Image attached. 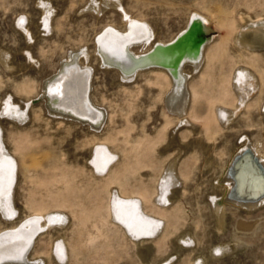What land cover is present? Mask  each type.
Instances as JSON below:
<instances>
[{
  "label": "bare ground",
  "instance_id": "1",
  "mask_svg": "<svg viewBox=\"0 0 264 264\" xmlns=\"http://www.w3.org/2000/svg\"><path fill=\"white\" fill-rule=\"evenodd\" d=\"M32 6L36 10L35 33L44 36L51 29L56 5L53 0H32ZM208 6L209 21L223 12L222 6L215 1H210ZM109 8L115 9L118 20L116 22L109 17L93 33L92 52L96 63L113 71L114 78L119 81L131 80L139 69L150 68L142 75L143 84L152 86L148 88L153 90L144 117H148V108L160 104L161 124L151 134L146 133L141 125L129 144V133L134 132V124L128 114L132 112L142 88L125 93L130 102L120 108L126 114L116 128L118 106H109L106 110L101 106L103 98L91 95L92 73L88 52L84 48L68 52L53 73L40 82L39 97L48 116L87 124L89 132L81 142L88 148L87 171L77 165L61 166L49 176L33 180L34 184L27 188L24 196V214L18 221L15 220L16 223L0 227V264H32L28 250L39 232L47 226L62 228L65 224L64 231L43 242L39 253L42 258L40 264H64L66 261L67 264H77L80 255L99 258L105 263L113 250L127 251L128 243L139 240H154L161 253L148 264H171L176 256L174 250H167L168 241L172 240L177 247L195 242L192 232L182 227L181 206L178 203L171 206L170 203L176 193V185L191 178L195 172L199 152L194 151L178 162L184 145L177 148L179 154L175 151V154L165 157L158 155L157 148L162 146L165 150L173 144L178 145L177 137H181V132L176 137V129L167 133V127L172 122L185 121L187 96L195 94L199 88L207 95L208 109L205 111L209 110L203 123L205 135H215L220 127L227 126L236 115L238 117L242 109V127L248 129L239 132V142L230 153L220 177L215 180L218 192L212 190L209 193L211 199H208V205L215 225L223 226L225 204L253 210L264 203V61L258 54L248 52V49L264 46V20L259 18L245 23L235 42L247 49L246 57L236 53V58H231L229 62L226 60L227 71L220 73L218 63L223 49L216 45L205 48L206 44L197 35L204 20L197 14L189 13L184 24L170 37L158 38L151 22L143 15L131 14L122 0H84L80 11L98 16ZM29 16L30 11L23 10L13 19L27 46L35 35ZM23 53L26 63H38L27 48ZM11 55L0 45V65L6 70L14 68ZM194 74H198V78L190 79ZM34 89L33 79L17 84L15 95L8 94L1 101L0 118L24 122L28 118L26 108ZM79 116L86 117V122ZM257 127L260 134L248 133L250 128ZM1 132L0 124V162L3 163L0 214L10 221L17 215L12 194L19 166L29 168L31 163L37 162L32 149L41 137L31 131L17 129L9 135L7 146ZM196 145L200 154L203 153L201 149L208 147V143L201 138ZM224 151L221 147L210 155L219 160ZM244 151H249V154L239 158ZM209 156L203 157L201 167L214 161ZM27 158L30 159L29 164H26ZM42 158H45L44 155ZM252 158L259 162L262 171ZM235 159L238 160L232 165ZM240 170L245 173L238 176ZM143 171L147 173L144 178ZM58 183L60 186H57ZM249 195L253 196L252 199H248ZM245 225L242 224L243 227ZM134 245L138 246L140 242ZM222 249L223 246L219 245L212 246L206 254L196 252L189 255L183 264H202L206 257Z\"/></svg>",
  "mask_w": 264,
  "mask_h": 264
},
{
  "label": "rangeland",
  "instance_id": "2",
  "mask_svg": "<svg viewBox=\"0 0 264 264\" xmlns=\"http://www.w3.org/2000/svg\"><path fill=\"white\" fill-rule=\"evenodd\" d=\"M53 1L56 5V13L52 18L51 29L44 36H40L35 33L36 10L32 6V0H0V45L11 52L12 60L10 61L14 64L12 70H6L0 65V103L8 94L15 95L17 84L29 79L35 81V89L26 108L28 118L19 123L10 118L1 117V135L7 146L9 135L17 129L31 131L41 137V141L32 149L35 151L34 157L37 158V162L31 163L29 168L19 166L15 189L12 194V204L17 210V215L9 221V219L2 218L0 214V227L6 224V226H3L6 228L12 223H16L15 220L24 214L26 210L24 196L27 188L34 184L33 180L49 176L61 166L74 167L77 165L87 171L88 148L81 145L84 136L89 132L87 124L62 119L58 116H48L43 107V101L39 97L40 82L53 73L58 62L66 59V54L71 50L84 48L86 53L88 52V64L92 73L91 95L97 99L102 97L103 105L101 106L106 110L109 106H118L119 111H116L114 124L116 128H119L120 119L126 114L124 111L121 112L120 108L125 103L130 102L126 99L125 93L135 88H142L137 101L133 105L132 112L128 114L129 120L134 124V132L129 133V144H131L133 136L140 130L141 125H143L146 133L151 134L161 124L162 110L161 105L158 103V105L155 104V106L148 108V117H144L148 105L147 101L153 90L148 88L152 86L147 87L143 84L142 75L150 68L139 69L131 80L119 81L114 78L115 73L113 71L101 68L96 63L95 54L92 52L93 33L109 17L117 22L118 15L115 9L109 8L100 15L95 16L91 12L80 11L84 0ZM210 1L219 3L223 12L219 16H213L209 21L207 19L209 17L207 8ZM122 4L131 14L146 17L155 27V35L158 38L170 37L184 24L189 13L197 14L204 20L201 22L197 35L200 41L206 44L205 48L210 49L216 45L218 48L223 49V59L221 58L218 63L220 73L227 71L228 62L231 58L237 57L236 53L240 52L243 57H246L247 49L243 46L239 47L235 42L238 32L246 25L245 23L259 18L264 20V0H122ZM23 10L30 11L29 17L32 22L30 27L33 34H35L33 41L28 44L29 46L25 44L21 32L13 24L16 14ZM58 23H60V26H57ZM26 48L38 60L37 64L26 63L23 53ZM248 52L258 54L264 61V46L248 49ZM222 61H224L223 65ZM185 68L188 69V67ZM198 74L191 75L190 79L198 78ZM199 89L196 92L197 94L187 96V107L183 117L185 121L183 123L172 122L167 127V133L176 129V137L181 132L182 138L177 137L178 145L177 143L173 144L166 148L167 150H163L164 147L162 146L157 148L158 155L165 157L175 151L176 153L180 152L177 148L184 145L183 152L181 151L182 153L178 155V162L194 151L199 152L195 172L193 171L191 178L189 177L176 185V193L170 203L171 206L175 203L181 206L182 227L192 232L195 242L188 246L177 247L174 246L172 240L168 241L167 250H174L176 256L171 264L186 263L189 255L192 256L196 252L206 254L212 246L219 245L223 246L222 251L209 258L206 257L202 264H264V203L253 210H245L225 204L222 227L215 225L208 205L211 199L209 193L212 190L218 192L215 180L220 177L230 153L235 149L236 143L239 142V132L248 131V129L245 130L242 127L243 109L238 117L236 115L235 118L231 119L233 122L230 121L228 123L230 125H223L215 135H205L203 123L209 110L205 111L208 109V105H206L207 95L202 89ZM256 91H258V88ZM257 112L258 110L255 108V115H257ZM79 118L84 120L86 117L79 116ZM103 123H106L105 120ZM255 132L260 134V128H250L248 133L253 135ZM198 138L208 143L207 148L201 149L202 155L196 145ZM182 140L184 143L181 142ZM193 141L195 144L192 143ZM261 143L263 144V140ZM221 147L225 150L224 155L217 160L211 155L215 154ZM205 151L209 154L207 155ZM43 155L45 158H42ZM205 155H210L209 157H213L214 161L206 167H201L200 162L205 158ZM25 161L26 164L30 163L29 158ZM141 174L143 178L147 175L146 171ZM57 186H60V183ZM194 223H197V225L194 226ZM242 224H246L245 228ZM66 225L62 228L47 226L39 232L28 250L31 257L29 260L32 264H40L42 258L39 253L43 247V242H46L53 235L59 234L62 230L64 231ZM139 242L140 245H134ZM130 243H128V248L126 247L127 251L126 249L125 251L113 250L111 257L108 259L109 261L107 260L105 263H102L99 258L80 255L77 258V264H148L161 254L157 250V244L154 240L151 242L139 240ZM2 264L13 263L6 262ZM41 264L44 263L41 262ZM64 264H67V261Z\"/></svg>",
  "mask_w": 264,
  "mask_h": 264
},
{
  "label": "water",
  "instance_id": "3",
  "mask_svg": "<svg viewBox=\"0 0 264 264\" xmlns=\"http://www.w3.org/2000/svg\"><path fill=\"white\" fill-rule=\"evenodd\" d=\"M82 121H83V120H82ZM245 153H248V154H249V151H244V152H242V154H241L240 156H238V157L241 158ZM250 157H251V155H250ZM237 160H238V159H235L234 163H235ZM252 160L255 162V165L259 167V170L262 171L261 168H260V166L258 165L259 162H257L255 158H252ZM232 165H234V164H232Z\"/></svg>",
  "mask_w": 264,
  "mask_h": 264
},
{
  "label": "snow or ice",
  "instance_id": "4",
  "mask_svg": "<svg viewBox=\"0 0 264 264\" xmlns=\"http://www.w3.org/2000/svg\"><path fill=\"white\" fill-rule=\"evenodd\" d=\"M3 173V163L0 162V175H2ZM217 252L219 253V250H217Z\"/></svg>",
  "mask_w": 264,
  "mask_h": 264
}]
</instances>
